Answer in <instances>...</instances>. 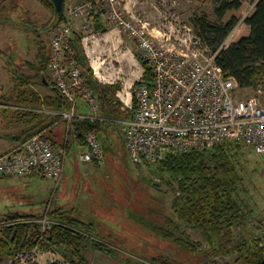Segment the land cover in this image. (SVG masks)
Listing matches in <instances>:
<instances>
[{
    "label": "trees",
    "instance_id": "trees-1",
    "mask_svg": "<svg viewBox=\"0 0 264 264\" xmlns=\"http://www.w3.org/2000/svg\"><path fill=\"white\" fill-rule=\"evenodd\" d=\"M44 2L57 16L56 28L67 21L65 7L61 13H57L52 0ZM6 11L1 1L0 19ZM214 17L213 21L206 15L193 19L196 35L213 53L220 50L223 42L243 20L245 25L244 33L217 56V64L225 77L234 79L243 90L264 89V0H258L253 8L244 0H217ZM94 21L96 30H107L101 15H97ZM82 40L83 35L73 31L71 45L75 59L85 70L87 84L98 95L105 117L128 119L131 116L130 110L123 111L122 104L113 97L120 90V83L106 86L99 84ZM137 57L144 74L135 87L141 84L152 87V66L140 53ZM49 62L47 46H40L36 62L28 63L34 75L27 78L24 73H14L15 89L10 94H2L0 91V105L5 106L2 113L17 125L23 126L14 139L21 144L34 135L43 134L51 140L53 127L62 122L70 125L71 133L82 147L89 148L88 136L93 132H102L105 122L75 118L69 124L57 114L70 111L72 104L50 79ZM35 84L48 87L50 95L41 96L32 88ZM133 103L136 107L135 97ZM243 147L255 153L251 148L231 141L212 150L171 155L160 164L150 166L152 175L161 178L173 191V217H168L162 225L143 217L137 216V220L185 252L186 259L129 257L124 264H188V260L198 256L202 259L201 264H264L262 227H259L257 234L251 235H247L245 227V219L253 210L247 209L245 199L240 194L239 183L242 178L237 166L243 162ZM94 162L97 163V160ZM45 212L40 216L15 212L5 217V222L0 225V264L5 257L13 258L39 243L41 225L30 220L41 219ZM49 217L58 223L45 234V239L72 264H91L88 254L94 251L120 255L113 239L98 233L94 222H84L57 207L51 208ZM190 231L200 239H195Z\"/></svg>",
    "mask_w": 264,
    "mask_h": 264
},
{
    "label": "rangeland",
    "instance_id": "rangeland-1",
    "mask_svg": "<svg viewBox=\"0 0 264 264\" xmlns=\"http://www.w3.org/2000/svg\"><path fill=\"white\" fill-rule=\"evenodd\" d=\"M1 1L7 11L0 19V87L2 94H10L15 89L16 76L13 71H16V67L20 72H26L29 68L26 62H36L40 46H47L50 55L57 16L44 4L48 0H0V3ZM80 1L70 4L66 2L64 7L66 9ZM216 1L127 0V11L124 14L127 12L128 17L133 15L140 23L148 24L150 32L159 43L166 44L164 38L170 37L168 42L175 44L177 49L196 50L199 46L195 45L197 33L193 19L206 15L210 20H215ZM244 1L253 8L258 0ZM125 3L121 0L122 8ZM243 21L236 27L237 34L233 42L244 33ZM106 22L109 23L108 27L120 30L116 23ZM80 26L83 36L87 38L85 43L91 64L93 63V73L94 67L105 61L104 67L112 66V69L101 72V77H106L111 72L113 84L121 82L120 79L126 76L128 81L130 70L127 66L125 73L123 67L115 64L113 57L116 56V51L111 47L112 44L103 43L102 34L98 35L92 26L87 27L89 24ZM122 37L124 44L130 43L135 47L137 56L135 40L123 31ZM30 74L34 75V71ZM32 88L41 96L50 95L48 87L35 84ZM255 91L244 89L238 94L248 97L254 95ZM81 103V100L78 101L80 112L89 117L97 115L105 122L104 130L99 133L103 163L83 162L81 155L90 153V149L82 147L77 137L71 133V127L60 122L55 128L61 132L60 141L67 144L68 150L62 182L57 186L54 182L37 176L27 179L0 177V225L11 213L40 216L49 207H57L83 221L94 222L96 231L103 237L112 238L115 247L120 250L118 256L94 251L88 254L91 264H124L129 257L184 261L185 252L137 220L138 216L162 225L168 217H173V191L161 178L152 175L150 168H142L134 163L122 131L121 117L107 118L102 106L94 113L87 104ZM3 108L5 106L0 105V135H18L23 126L6 118L2 113ZM9 142L7 140L0 143V153L5 151ZM244 150L242 165L239 164L237 169L242 178L239 183L240 194L245 199L247 209L253 210L245 219L247 235H251L257 234L261 224H264V156L247 148ZM105 191L109 195L104 194ZM190 234L195 239H200L192 231ZM201 261L198 256L188 260V264H201ZM1 264H13L12 258L5 257Z\"/></svg>",
    "mask_w": 264,
    "mask_h": 264
},
{
    "label": "built area",
    "instance_id": "built-area-1",
    "mask_svg": "<svg viewBox=\"0 0 264 264\" xmlns=\"http://www.w3.org/2000/svg\"><path fill=\"white\" fill-rule=\"evenodd\" d=\"M124 11L121 0H84L66 8L67 21L57 26L51 42L48 71L53 84L71 102L72 108L57 114L69 124L75 118L102 120L97 115H76L79 100L94 113L101 105L98 95L87 84L85 70L75 59L71 45L73 21L83 17L89 24L87 27H91L95 17L101 15L135 40L140 54L150 62L154 73L152 87L141 84L134 88L136 107L131 103L122 109L131 112V116L120 123L136 165L149 168L171 155L212 150L231 141L264 156V89L259 88L248 97L240 96L238 93L243 89L234 79L226 78L217 64L219 52L233 43L237 28L216 53L197 35L194 39L199 48L183 50L169 43L170 37L164 38L166 44L159 43L148 24L140 23L133 15L128 17ZM87 140L91 152L82 154L81 160H97L102 164L104 155L99 133H91ZM66 146L56 147L43 134L34 135L0 155V177L37 176L59 186L64 177ZM51 208L41 219L30 220L41 225L40 241L33 249L16 254L12 258L13 264H72L45 239V234L58 223L49 217ZM261 227V247L264 248V224Z\"/></svg>",
    "mask_w": 264,
    "mask_h": 264
},
{
    "label": "crops",
    "instance_id": "crops-1",
    "mask_svg": "<svg viewBox=\"0 0 264 264\" xmlns=\"http://www.w3.org/2000/svg\"><path fill=\"white\" fill-rule=\"evenodd\" d=\"M76 1L77 0H67L66 2L70 4V3L76 2ZM78 1H80V0H78ZM124 1L126 3L123 5V8L127 11V0H124ZM102 19H103V23L107 27V30L104 32L96 30L95 23L92 26L93 30H95L98 35L102 34L101 36H103V37H101V39L104 41L103 43L112 44L111 47L113 46L114 51H116V56L113 57V59L115 60V64L116 65L119 64L121 66L120 68L123 67V70L125 73H127V66H128V69L130 70V73H129L130 77H129L128 81H127V76L125 78L122 77L120 79L121 82H117V83H120V85H121L120 90H118L115 94H113V97L115 98V100H117L118 102H120L122 104L121 108L123 109V108H126L127 104L133 103V98H134L133 92H134L135 84L141 80V78L144 74V69H143L138 57L136 56L135 47H133V45H130V43L124 44V39L122 37V31L119 30L118 28H115V27L114 28L108 27L109 23H107L104 20V18H102ZM86 22H87V20L83 17L76 18L72 23L73 31L81 33L82 35H84L83 31H82V27L80 25H82L84 23L87 24ZM86 39L87 38H85L83 36L82 41H83L85 53L89 59L90 54H89V51L87 50V46L85 43ZM98 46H100V45H98ZM136 48H137V51L139 53L137 44H136ZM89 62H90L91 67L93 68V63L91 64L90 59H89ZM104 65H105V61L101 62L98 66L94 67V72H96V76H97V77L95 76V79L99 82V84H102V86L113 84L111 82L112 81L111 72H109L108 75L106 76L109 79H107L106 77H101V72H107L108 70L112 69V66H108V67L105 66L104 67ZM1 89H2V87H1ZM79 102H80V100H79ZM82 104H85V103L83 102V103H81V105ZM80 108H81V106H80ZM48 112H50V111H48ZM76 115L79 117H81V116L89 117V116H86L83 112L79 111L78 104L76 107ZM60 134H61V132L58 131L57 128L53 127V131H52L50 137H51V140L54 142V145L56 147L62 146V143L60 141L61 140ZM16 136H18V135H14V136H10V137L7 135H0V143H2V141H7V140L10 141L9 142L10 144L5 146L6 147L5 151L0 153V155H3L4 153L8 152L9 150L13 149L14 147H16L17 145L20 144L19 143L20 141H16L14 139V137H16ZM104 194L109 195V193L106 191ZM59 207H62V206H59ZM84 222H86V221H84ZM87 223H89V222H87Z\"/></svg>",
    "mask_w": 264,
    "mask_h": 264
},
{
    "label": "water",
    "instance_id": "water-1",
    "mask_svg": "<svg viewBox=\"0 0 264 264\" xmlns=\"http://www.w3.org/2000/svg\"><path fill=\"white\" fill-rule=\"evenodd\" d=\"M57 13H61L64 10L65 0H52ZM1 89V87H0Z\"/></svg>",
    "mask_w": 264,
    "mask_h": 264
},
{
    "label": "flooded vegetation",
    "instance_id": "flooded-vegetation-1",
    "mask_svg": "<svg viewBox=\"0 0 264 264\" xmlns=\"http://www.w3.org/2000/svg\"><path fill=\"white\" fill-rule=\"evenodd\" d=\"M26 63H27V64H26L27 67H29V68H27V71H26V72H20L19 69H18L17 67L15 68L16 71H13V72H15V73H24V75H25L27 78L30 77V76H33L32 74H30L33 70L30 68V66H29V64H28L29 62L27 61ZM30 63H31V62H30ZM8 64H9V65H12L10 62H8ZM0 91H1V90H0Z\"/></svg>",
    "mask_w": 264,
    "mask_h": 264
}]
</instances>
